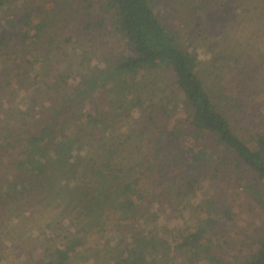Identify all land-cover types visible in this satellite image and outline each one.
I'll return each instance as SVG.
<instances>
[{"label": "trees", "instance_id": "obj_1", "mask_svg": "<svg viewBox=\"0 0 264 264\" xmlns=\"http://www.w3.org/2000/svg\"><path fill=\"white\" fill-rule=\"evenodd\" d=\"M9 1L0 0V6ZM214 1L211 15L219 29L227 31L211 43L213 61L221 58L215 87L206 84L197 58L185 50L181 37L163 18L159 0H97L103 11L80 15L82 23H77L85 31L90 29L94 51L111 60L95 66L87 59L92 67L87 73L51 62L56 53L43 23L28 18L21 31L12 16L0 23V111L9 102L13 104L7 109L9 118L24 113L14 104L16 92L30 81L35 82L26 93L31 107L44 106L43 116L33 115L25 128L21 127L27 124L22 120L26 117L14 119L18 124L13 126L0 123V233L19 235L26 248L9 264H202L215 253L224 257L235 239L228 228L234 207L233 191L227 186L242 185L247 171L253 198L264 210V133L254 129L246 137L235 125L239 112H246L262 93L257 77L264 49L248 40L255 32L240 25L256 21L262 28L264 0H218L221 7L231 8L220 14L214 11ZM94 2L88 0L84 7L90 10ZM181 4L193 5L191 0ZM202 9L197 4L191 11ZM238 13L240 21L235 17ZM109 15L115 17L118 33L111 32L112 41L97 47L94 40L106 36L104 18ZM158 69L168 74L173 92L180 93L184 106L190 107L188 114L174 116L171 102L155 100L154 93L146 91L147 82L139 81ZM93 94L98 98L94 110L85 107L87 101L94 103ZM147 102L154 110L142 109ZM105 105L110 113L103 116L99 111ZM179 136L187 137L186 142L181 143ZM211 166L218 168L216 177H201L191 192L196 195L198 186L203 188L198 195L205 212L199 223L188 217V232L169 225V219L164 225L152 224L166 213L149 206L157 199L149 181L160 183L159 190L181 200L183 178ZM173 168L176 172L166 174ZM150 173L154 180L148 178ZM157 200L166 204L161 193ZM2 202L10 206L7 219ZM56 204L63 216L57 213L56 221L45 215L50 219L40 224L36 213ZM21 216L30 223L26 236L18 230L21 224L10 226ZM117 221L123 224L120 236L102 240L107 227ZM4 236L0 235V264H7L8 258ZM211 236L216 240L211 241ZM251 240L249 249L236 252L235 261L227 264H264V225L258 238Z\"/></svg>", "mask_w": 264, "mask_h": 264}, {"label": "rangeland", "instance_id": "obj_2", "mask_svg": "<svg viewBox=\"0 0 264 264\" xmlns=\"http://www.w3.org/2000/svg\"><path fill=\"white\" fill-rule=\"evenodd\" d=\"M94 1L96 2H94L93 8L87 10L84 6L88 0H10L6 4L0 6V23H3L7 16H12L20 22L17 26L18 31H21L22 28L26 27L25 21L28 18L34 20L35 22L43 23L45 25L44 28L48 32V36L53 39V41L50 43L52 53H56L55 56L50 59L51 62H53L54 65H60V68L72 70V72L78 71L77 68L80 67V72L87 73L92 68L90 63H94L95 66H102L104 63H111L110 59L104 58V55H102L101 51L95 52L92 48L94 37L92 36L90 29L85 31L83 28H79L80 24L77 23L78 21L82 23L80 20V15L83 16L86 12L93 14L98 10L103 11V9L96 4L98 3L97 0ZM179 1L181 0H159L160 5L162 6V13L164 12L163 18L167 20L169 27L181 37L182 45L184 46L185 50L192 53L197 58L200 65L199 73L205 80L206 84L210 87H215L216 84L214 81L217 79L216 67L220 65L219 62L221 61V58L219 62L213 61L211 43L217 40L219 35L227 34L226 29L223 31L219 29L218 21L214 20L211 15L215 1L191 0L193 4L191 6L184 4H181L183 6L178 5ZM197 4L203 5V9L200 11V13H194L191 11L192 6ZM223 10L231 12V8L228 5L221 7L218 4V0H216V7L214 8L215 13H223ZM180 14L183 15V18L180 16ZM101 16L103 17L104 13H102ZM184 16L188 19H186ZM235 17L238 19L241 18L242 15L238 13L235 14ZM104 19L103 20L106 24V28L103 34L106 36L103 38L99 37L94 40V44L96 43L95 46L97 47L107 44L108 40L112 41L111 32L118 33L115 17L113 15H109ZM238 20L240 21V19ZM257 25H259V23L256 21L250 23L248 20H245L241 22L240 26L246 27L245 29L255 32V37L252 39V36H250L248 40L253 45H255V47L263 50L264 24L262 25L261 29H259ZM70 35L72 36L69 37ZM64 39H71V41L67 42L66 44L60 43ZM85 49H88V51L85 52ZM87 59H90L91 62L89 63ZM147 75L149 76L148 78H146L145 75V77H140L139 81L147 82L146 91L149 94L153 92L155 100L158 98L168 99V101L171 102V112L174 114V116H181L190 112V107H186L183 104L182 95L180 93L176 95L173 92L174 84H172L166 72L158 69L148 72ZM257 81L261 82L262 84V93L257 94L256 98L249 103L247 111L243 113L240 111L237 116L238 119L235 120V125L237 127L236 130L243 133L246 137H249L250 132L254 129H258L261 133H264V64L260 66ZM33 86H35V82L31 81L27 82V86L25 84H21L16 92L17 96L14 104L21 106L22 109L25 110L24 113L9 118V116H7V109L8 106L13 104L6 102V104H4L5 111H0V123L13 126L18 124V122H15L14 119L18 120V118L22 119V117H26L22 120L27 124L24 123L21 127L25 128L30 123V119L33 117V115L38 118L43 116L40 110L43 109L44 106L42 107L36 103V110H34L29 103V94L26 93L31 90ZM9 89L10 88H7V90ZM103 91L106 94H109L110 92L109 88L107 87H104ZM43 93L49 94V89H44ZM93 95L94 96L92 99L94 103H89V101H87V106L85 107L94 110L98 105V98L95 94ZM41 100L42 97L37 101ZM44 101H46L45 97ZM175 101L177 104H174ZM172 102L174 103L172 104ZM143 107L144 108L142 109L146 112L154 110V105L152 102H147ZM100 112L103 114V116L108 115L107 113H110L109 107L107 105L103 106L99 113ZM99 113H97L96 116ZM232 117H234V115H232ZM124 128L125 126L121 127V129ZM178 138L181 143H183V141L186 142L187 140V137L185 136H179ZM242 169L246 170V167H242ZM174 172H176V170L173 168L166 171V174H172ZM217 173L218 168L216 166H211L208 170L204 169L203 172L201 171L195 173L189 179L183 178L182 185L179 187V189H181L184 193L182 194L183 197L181 200L177 199L176 194L170 191L164 192L159 190L160 183L158 184L154 183L153 181H149L148 185L149 188H151V194L154 195V198L159 199V195L161 193L164 200L166 201L165 205H162L157 199L153 201L151 205L149 204L151 208L156 209V212L163 211L166 213L163 214L161 218L157 219V221H152V224L155 225L158 222V224L164 225L162 223H167L169 219V225L174 224L180 231L188 232L191 229V223L189 220H187L188 217H193L194 221L199 223L205 212V206L200 202L198 195V193L203 190V188L198 186L196 195L191 193L192 188L197 183L196 181L201 177L208 175L216 177ZM193 176L196 178V180L192 179ZM249 176H251L250 172L247 171L246 177H244L241 181L242 185L238 187H236V183L234 182L227 186L230 187V191H233V198H231L230 201L234 207V217L228 225L229 234L231 236H235L234 242H231L230 253H224V257L220 256V253H215L214 258L210 257L209 260L207 259L205 263L202 264H227L230 261L233 262L235 261V253L237 252L242 254L243 252L247 251V249L250 247L247 241L252 239L251 242H253L260 235L261 229L264 225V210L253 198V190L250 186L252 179H247ZM148 178L154 180L153 174H148ZM162 182L163 183L161 184L163 186L164 184L166 185L165 177ZM192 183L194 184L193 186ZM172 205H176V209L174 211L171 210ZM164 207L165 211L163 210ZM1 210L3 217L7 219L10 214V206L7 204V202H2ZM60 210L61 208L59 209V206L56 204L53 205V207L48 206L42 211L40 210V212H37V215L35 216L37 217L39 223L43 225L50 219L48 216L45 217V215H50L51 219L56 218V221H58L59 215L63 216L64 214V211L61 212ZM153 212H155V210H153ZM28 223V219L25 216H21L10 226H19V224H21V227L19 226L18 230L24 232L30 224ZM29 227H31V229L35 228L33 225H30ZM121 227L123 228V224L119 221H117L116 224L109 225L107 227L108 230L102 234L101 239L104 241L114 240L115 237L120 236L121 232L118 230H120ZM151 228L153 227L151 226ZM27 230L22 234V236H26L27 233H29ZM110 232H112V234H110ZM126 232L130 233L131 228L127 229ZM0 235L4 236L2 233H0ZM4 237L6 238H4L5 243L3 246H5L4 249L7 250L8 255L6 263H14L16 262L15 259L19 258L22 253L26 252V248L23 243L24 240L22 241L21 239H18L19 235H17V238L13 235V233L9 234L7 231ZM216 238L217 236H211L210 240L215 241ZM32 245H34V242H32ZM27 247H30V245ZM40 251V247L36 248L37 254H39ZM0 256H2L1 250ZM219 257H221V262L219 261L220 259L218 261L216 259Z\"/></svg>", "mask_w": 264, "mask_h": 264}]
</instances>
